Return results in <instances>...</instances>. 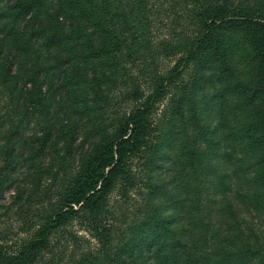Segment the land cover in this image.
<instances>
[{"label": "trees", "instance_id": "obj_1", "mask_svg": "<svg viewBox=\"0 0 264 264\" xmlns=\"http://www.w3.org/2000/svg\"><path fill=\"white\" fill-rule=\"evenodd\" d=\"M197 2L202 34L150 95L132 89L137 105L114 124L102 116L108 91L127 78L122 56L151 58L137 1L0 0V189L11 186L18 162L40 178L58 160L68 177L57 210L21 250L0 249V264H38L51 233L74 217L107 254V194L116 182L127 192L137 180L148 206L113 264H264L260 245L236 233L222 238L211 224L222 205L232 212L239 199L264 216V0L240 11L229 0ZM188 63L193 74L184 80ZM171 88L177 96L169 116L156 123L154 107ZM78 138L76 149L86 138L89 145L67 173ZM229 150L238 155L237 184L223 171ZM47 154L53 161L39 162ZM168 171L171 178H163Z\"/></svg>", "mask_w": 264, "mask_h": 264}, {"label": "rangeland", "instance_id": "obj_2", "mask_svg": "<svg viewBox=\"0 0 264 264\" xmlns=\"http://www.w3.org/2000/svg\"><path fill=\"white\" fill-rule=\"evenodd\" d=\"M136 1L141 15L146 20L144 25L147 39H149L151 58L138 61L122 56L121 64L127 78H119L117 85L108 91L111 105L107 104L103 108L102 119L109 123L116 124L118 117L137 105L130 97L134 87H137L144 97L150 95L158 80L166 77L177 61L186 55L189 42H194L202 34L201 22L197 17V13H200L197 0ZM229 1L235 11L250 9L255 4V0ZM124 54H126L125 50ZM192 74L193 65L188 63L182 77L188 80ZM213 90L212 86H208L206 93H212ZM172 96H177L173 88L169 89L168 94L155 105L152 117L156 123L166 122L171 109ZM3 102L5 103V100L0 99V103ZM207 107L210 123L215 126L218 115L214 105L209 102ZM28 121L27 134L32 135L35 122L33 118ZM80 140L81 138H78L72 147L71 152L74 153V158L71 157L72 161L66 166L67 173L72 171L75 162L88 148L89 138H86L83 146L76 149L82 142ZM228 153L231 155L230 150ZM52 155L47 154L46 157L39 159V162L50 164L49 161H53ZM237 157L235 152L231 155L232 161L223 165V171L225 170L231 176L232 182L235 177L236 184L239 183L236 177L241 176L239 164L235 163ZM57 163L59 165L58 160L54 163L55 169L48 172L47 176L39 178V174L33 172L29 163L18 162L17 165H22V168L13 174L11 186L0 189L1 250L9 253L21 250L28 241L35 238L47 217L57 210L56 208L60 205V193L68 181V177L63 173L64 166L58 169ZM3 165L4 162L0 158V178L3 175ZM131 166L136 175L142 172L140 160H134ZM246 177L249 176L246 175ZM163 178H171L169 171ZM234 189L245 191V187L242 186L235 185ZM148 199V190L139 180L127 192L122 191L119 182H116L107 194L110 208V215L106 220L109 233L107 254H104L105 248L83 223L84 220L81 217H74L67 225L51 233L49 250L43 253L38 264H113L121 260L119 250L129 239L128 229L142 219L141 215L148 206ZM240 201L241 199L236 200L232 212L225 210L222 205L221 213L218 216H212V229L222 238H232L233 233H236L245 239H251L260 245L264 256V216L247 209ZM217 206H220V203ZM208 220H211V217ZM122 260L125 261L124 258ZM253 261L254 264H258L257 259Z\"/></svg>", "mask_w": 264, "mask_h": 264}]
</instances>
